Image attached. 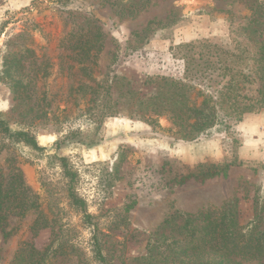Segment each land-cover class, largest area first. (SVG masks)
<instances>
[{
  "label": "rangeland",
  "instance_id": "rangeland-1",
  "mask_svg": "<svg viewBox=\"0 0 264 264\" xmlns=\"http://www.w3.org/2000/svg\"><path fill=\"white\" fill-rule=\"evenodd\" d=\"M135 1L143 7L130 0H0V113L45 147L0 129V191L10 196L6 204L16 199L0 226V264H100L95 234L108 264H186L165 251L169 230L177 235L183 218L171 228L164 221L177 212L235 206L240 225L257 219L264 229V108L196 139L180 138L196 119L155 113L205 103L223 113L234 108L226 96L256 89L246 83L230 92L208 78L185 79L183 45L209 39L233 48L239 40L255 53L264 43V0ZM80 30L102 33L92 63L79 62ZM11 65L26 91L12 87ZM250 67L258 80L253 60ZM107 99L115 116H106ZM213 165L218 176L181 182ZM21 187L30 192L20 195Z\"/></svg>",
  "mask_w": 264,
  "mask_h": 264
},
{
  "label": "trees",
  "instance_id": "trees-1",
  "mask_svg": "<svg viewBox=\"0 0 264 264\" xmlns=\"http://www.w3.org/2000/svg\"><path fill=\"white\" fill-rule=\"evenodd\" d=\"M133 2L137 9L143 7L141 1L130 0ZM146 2V1H145ZM143 2V4L145 3ZM257 18H254L255 21ZM252 21V22H253ZM257 29L252 30L255 35ZM80 40H78L79 48L82 50L79 52V62H84V59L88 63L96 58L95 55H91L93 49L98 45L96 42L102 37V33L97 30L95 33L80 30ZM75 35V32L72 31ZM235 45L233 48L226 47L222 44L214 43L209 39H203L201 41H191L183 45L185 54V71L184 78L189 81H194L197 78L210 79L216 85H223L230 89V92L238 91L242 88L241 84L257 85L256 89L248 88L238 100L239 96L236 92L233 96H226L228 103L233 102V109L226 110L221 113L219 109L210 107L209 104L197 109L196 107H189L188 110L182 108H172L170 110L156 111V114L168 113L172 114L174 118L188 121L190 118L196 119L192 124H184L185 130L180 132L182 139H196L200 137H210L216 133L228 131L233 125L242 121L244 114L251 113L256 109L264 108V43H260L258 51L252 54L250 47L245 41L234 40ZM251 60L254 63L255 74L258 75V80L253 76L252 68L250 67ZM12 65L8 66L5 71L8 72L10 82L14 90L22 89L26 91L27 88L22 87L23 79L11 71ZM216 75V76H214ZM193 86L190 85L188 89ZM255 92V93H252ZM249 93H252L249 95ZM187 94V93H186ZM108 96L110 93L107 94ZM183 98L187 96L185 93ZM210 100V99H209ZM174 98H167L163 100V103L173 102ZM209 102L208 100H206ZM110 99H107V115L115 116L117 111L108 105ZM179 100L175 101L177 104ZM182 103V102H180ZM149 123H155L153 126L156 128L158 123L156 119L149 118ZM0 129L2 132L8 135V138L22 141L34 149L43 150L45 147L39 145L36 137L25 129H14L9 120L0 113ZM95 141H88L85 144H95ZM63 141H57L55 147L57 149L63 148ZM62 159V166L66 172L75 177L74 173L67 171L68 163L65 158ZM221 170L217 166H210L206 169L199 170L198 172H189L182 177L181 182H185L189 179H197L201 182L206 178L218 176ZM30 192L29 187H21L20 195L28 194ZM0 191V226L7 218L8 211H12L13 204L7 203L10 196L1 195ZM72 203L85 209V200L76 196L74 193H70ZM33 203L27 204L26 209L33 207ZM235 206H229L223 209L219 214H182L180 212L173 213L165 221L164 225L168 228L173 225H178L176 220L183 218L182 224L178 227L177 235L173 234V227L169 230L168 240L170 241L167 250H172L174 256L177 259H182L186 264H242L236 258L238 256H250L253 258L261 259L260 264H264V229L259 228L260 221L257 219L242 226L238 222L237 214L234 211ZM87 219H91L92 215L85 214ZM91 223V220H89ZM46 226V225H45ZM36 248V247H33ZM93 251L96 259L100 264H108L106 255L101 246L97 234L93 237ZM39 254V252H37ZM163 255V254H162ZM263 259V260H262ZM166 259L163 260V262Z\"/></svg>",
  "mask_w": 264,
  "mask_h": 264
}]
</instances>
